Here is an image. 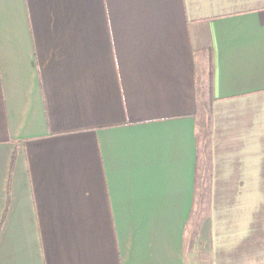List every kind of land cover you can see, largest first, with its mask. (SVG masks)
<instances>
[{
  "label": "crops",
  "instance_id": "1",
  "mask_svg": "<svg viewBox=\"0 0 264 264\" xmlns=\"http://www.w3.org/2000/svg\"><path fill=\"white\" fill-rule=\"evenodd\" d=\"M0 264H264V0H0Z\"/></svg>",
  "mask_w": 264,
  "mask_h": 264
},
{
  "label": "rangeland",
  "instance_id": "2",
  "mask_svg": "<svg viewBox=\"0 0 264 264\" xmlns=\"http://www.w3.org/2000/svg\"><path fill=\"white\" fill-rule=\"evenodd\" d=\"M207 116H208V109L207 107H205V110H204V114H203V117L205 119V121L207 120ZM205 126H206V123H205ZM207 127V126H206ZM205 130V129H203ZM199 176H200V186L198 187V191H197V197H198V206H197V211H198V217L199 216H203L204 213L206 212V199H207V188H206V185H207V174H206V171L203 170V166L201 167L200 166V170H199ZM196 217V219H193L192 222H191V227L192 226H196V224L198 223V218ZM197 227V226H196Z\"/></svg>",
  "mask_w": 264,
  "mask_h": 264
}]
</instances>
